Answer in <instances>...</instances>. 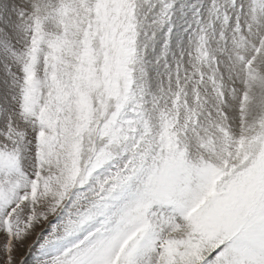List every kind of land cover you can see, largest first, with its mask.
Returning a JSON list of instances; mask_svg holds the SVG:
<instances>
[{
	"label": "snow or ice",
	"instance_id": "1",
	"mask_svg": "<svg viewBox=\"0 0 264 264\" xmlns=\"http://www.w3.org/2000/svg\"><path fill=\"white\" fill-rule=\"evenodd\" d=\"M0 264H264V0H0Z\"/></svg>",
	"mask_w": 264,
	"mask_h": 264
},
{
	"label": "rangeland",
	"instance_id": "2",
	"mask_svg": "<svg viewBox=\"0 0 264 264\" xmlns=\"http://www.w3.org/2000/svg\"><path fill=\"white\" fill-rule=\"evenodd\" d=\"M39 231V230H38ZM32 242V239L30 238L26 244H25V248L27 247V244H30ZM24 254V249H20L17 251V258L19 259L21 256H23Z\"/></svg>",
	"mask_w": 264,
	"mask_h": 264
}]
</instances>
